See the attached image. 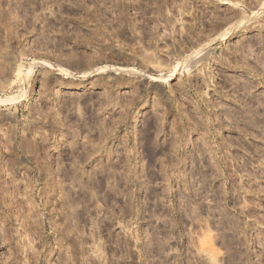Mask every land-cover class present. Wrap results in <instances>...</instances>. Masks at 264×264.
Segmentation results:
<instances>
[{
  "label": "rangeland",
  "instance_id": "1",
  "mask_svg": "<svg viewBox=\"0 0 264 264\" xmlns=\"http://www.w3.org/2000/svg\"><path fill=\"white\" fill-rule=\"evenodd\" d=\"M223 1L0 0V264H264V0Z\"/></svg>",
  "mask_w": 264,
  "mask_h": 264
},
{
  "label": "bare ground",
  "instance_id": "2",
  "mask_svg": "<svg viewBox=\"0 0 264 264\" xmlns=\"http://www.w3.org/2000/svg\"><path fill=\"white\" fill-rule=\"evenodd\" d=\"M224 3H228L229 1L228 0H224L223 1ZM234 4V3H233ZM234 6L236 7V8H242L243 9V5H241V4H234ZM248 8V7H247ZM245 9V8H244ZM262 11H264V5H263V7H262ZM261 13V12H260ZM252 14H255L254 12L252 13ZM257 14H259V13H257ZM256 14V15H257ZM253 16V15H252ZM232 30H233V28L232 29H230V30H228L227 32H225L224 34H223V37H222V39L224 38V40H226L225 38H229V36L231 35V33H232ZM63 72H65V73H68V71H66L65 69H63L62 70ZM90 74V71H86V72H83V73H81L80 74V76H87V75H89Z\"/></svg>",
  "mask_w": 264,
  "mask_h": 264
}]
</instances>
